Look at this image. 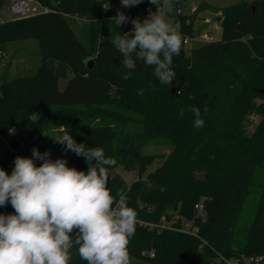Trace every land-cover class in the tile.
<instances>
[{
    "label": "trees",
    "instance_id": "16d2710c",
    "mask_svg": "<svg viewBox=\"0 0 264 264\" xmlns=\"http://www.w3.org/2000/svg\"><path fill=\"white\" fill-rule=\"evenodd\" d=\"M38 1L52 11L18 20L0 18V50L11 39L34 36L42 55L34 75L0 82V132L10 145L28 157L42 133L63 124L78 143L101 147L106 156L117 159L108 187L116 199L117 191L127 193L137 218L157 224L162 216L171 221L179 215L198 228L202 239L177 230L180 218L167 229L137 225L129 238L130 255L153 249L150 260L156 264H225L220 254L247 255L261 256L252 264H264V93L257 91L264 87V0L225 7L220 39L193 45L189 53L182 43L179 55L173 56L171 86L161 85L152 67L139 62L129 79H122L130 70L122 66V55L110 39L133 25L117 27L111 21L120 11L119 0ZM4 2L0 0V7ZM106 3L111 5L107 11L102 7ZM149 8L156 9L149 0L136 6L133 19L145 18ZM169 14L182 36L198 34L195 13ZM72 16L89 20V43L69 27L67 17ZM90 59L92 68L87 64ZM61 80L66 81L64 87ZM138 89H144L142 96ZM190 106L200 109L202 129L193 128ZM253 113L261 119L249 133L246 123ZM106 117L123 127L140 124L141 130H118L92 121ZM152 138L171 145V152L144 154L142 147ZM16 157L3 150L0 168L10 175ZM156 157L162 163L145 176ZM70 160L77 170L87 171L83 157L73 153ZM120 165L137 171L131 184L118 172ZM259 172L263 175L257 181ZM148 182L156 185L152 191L145 188ZM250 197L257 198L254 216L242 226ZM200 202L203 209L198 211L195 204ZM13 212L10 203L0 208V213ZM69 251V264H87L77 246Z\"/></svg>",
    "mask_w": 264,
    "mask_h": 264
},
{
    "label": "clouds",
    "instance_id": "9594fccd",
    "mask_svg": "<svg viewBox=\"0 0 264 264\" xmlns=\"http://www.w3.org/2000/svg\"><path fill=\"white\" fill-rule=\"evenodd\" d=\"M144 2L121 0V5L131 8ZM149 3L157 11L149 8L142 20L130 19L121 11L110 18L117 27L133 25L130 31L111 36L110 43L122 55V66L130 70L123 80L129 79L139 62L152 67L161 85L171 86L173 56L179 55L182 38L165 19L169 0ZM102 7L107 11L111 5ZM143 94L144 89L137 90V95ZM188 111L193 114V128L202 129L200 109L190 106ZM178 114L182 118L185 109ZM60 127V134L50 137L64 146L65 153L83 157L87 171L69 167L64 158L53 160L50 150L41 153L37 148L31 157L17 156L10 175L0 168V208L10 203L14 209L11 214L0 213V264H69L74 245L87 264H131L128 243L136 231L137 213L128 206L129 196L123 189L117 191L116 199L108 187L115 178L110 169L117 159L106 156L101 147L77 143ZM37 160L42 162L39 166ZM155 187L152 182L145 184L148 191Z\"/></svg>",
    "mask_w": 264,
    "mask_h": 264
},
{
    "label": "rangeland",
    "instance_id": "374dc122",
    "mask_svg": "<svg viewBox=\"0 0 264 264\" xmlns=\"http://www.w3.org/2000/svg\"><path fill=\"white\" fill-rule=\"evenodd\" d=\"M10 0H5L3 6L0 7V18L2 20H9V2ZM119 10L123 12L125 15L132 14L135 7H123L121 5V0H119ZM242 0H169L170 11L167 13H175V11H183L196 15L194 22V31L196 33L208 31L213 33L216 38L220 39L222 35V21L224 20V11L223 9L233 3L240 2ZM252 2L253 0H247ZM157 11L154 9L153 12ZM216 16H220L219 22L215 20ZM166 21L170 24V26L174 29H177V26L173 20V18L166 14ZM67 22L69 27L72 29L73 33L79 37L85 43H89L90 35H89V20L82 16H72L67 17ZM200 43H204L198 39L192 41V46L186 48V53H189L193 45H198ZM42 64V55L40 49L39 39L34 36L21 37L11 39L8 42V46L5 50H0V82L11 80L14 78H19L28 75H34L40 65ZM66 84L65 80H61L60 86L64 87ZM261 116L258 114H251L247 119V129L249 133H251L256 125L259 123ZM78 119H74L73 123L76 124ZM93 123H109L115 125L118 130L124 129H132V130H141V125L137 123H129L123 127L120 123L113 121L111 118L99 119L96 118L92 120ZM63 123V122H62ZM117 124V125H116ZM63 124H58L56 128H50L42 135L39 136L37 145L34 148H37L41 153L50 150L51 158L53 160L57 158H64L67 160V164L69 167L74 168V163L70 160V156L73 155L72 151L64 152L62 145L60 147L56 146L57 143H54L53 139L50 136H54L60 133L61 127ZM77 142V141H76ZM78 143V142H77ZM33 150V149H32ZM143 153L147 155H160V154H168L172 150V146L167 144L158 138H152L147 141L142 147ZM32 156V151L29 152L28 157ZM42 163L41 161H36V164ZM162 163V160L159 158H155V160L147 167L145 176L153 171L157 166ZM118 172L123 176L127 185L131 184V182L137 178L138 174L135 170H127L123 166H118ZM262 173L259 172L257 175V181L262 177ZM257 202V198L250 197L247 200L246 206L241 215V224L242 226L248 224L253 216H254V208ZM179 217L181 222L187 223L189 219L185 217H180L179 215L175 216ZM176 218L172 219L170 223L176 221ZM130 255V254H129ZM154 256L153 249H145L141 251L139 256L130 255L131 264H156L151 261L150 258Z\"/></svg>",
    "mask_w": 264,
    "mask_h": 264
},
{
    "label": "built area",
    "instance_id": "2783aa9c",
    "mask_svg": "<svg viewBox=\"0 0 264 264\" xmlns=\"http://www.w3.org/2000/svg\"><path fill=\"white\" fill-rule=\"evenodd\" d=\"M9 13H10V18L9 20H18V19H22V18H26V17H31L37 14H41V13H47L52 11V9L50 7H47L46 5L42 4L40 1L38 0H10L9 1ZM126 16H128L130 19H133L132 14H127ZM1 21H5L2 20ZM177 29L176 32L178 34L181 35L180 31H179V25L176 24ZM182 43L185 44V46H192V41L195 39H198L202 42H212V41H216L218 40V38L215 37V35L213 33H210L208 31H204V32H200L198 34H196L195 36H182ZM9 149L11 150L15 156H20L19 154V150L14 149L9 142V139L7 138V136L3 135V133L0 132V156L3 150ZM195 208L198 211H201L203 209V204L197 203L195 204ZM176 218V217H174ZM179 217L176 218V220ZM170 220H167L166 216H162L161 222L160 223H152V222H147L144 221L142 219L137 218V225H145V226H149L150 228H171L173 227V223H170ZM177 230L179 231H183L192 235H195L197 237H199L201 239V237L198 234V228L196 226L193 225V223L191 221H188L187 223H183L182 221V226L180 227H176ZM202 240V239H201ZM262 257L261 256H247V255H243L241 257H232V258H228L222 254L219 255V260L224 262L225 264H252V263H259L261 261Z\"/></svg>",
    "mask_w": 264,
    "mask_h": 264
},
{
    "label": "water",
    "instance_id": "95a60500",
    "mask_svg": "<svg viewBox=\"0 0 264 264\" xmlns=\"http://www.w3.org/2000/svg\"><path fill=\"white\" fill-rule=\"evenodd\" d=\"M215 20H216L217 22H219V20H220V16H216V17H215ZM93 62H94L93 59H90V60L87 61V64H88V66H89L90 68L93 67ZM257 91L260 92V93H264V87H262V88H258Z\"/></svg>",
    "mask_w": 264,
    "mask_h": 264
}]
</instances>
